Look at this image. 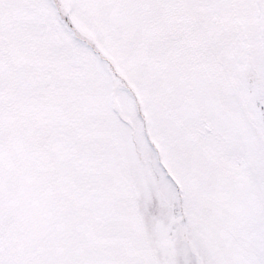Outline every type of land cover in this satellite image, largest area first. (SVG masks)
I'll use <instances>...</instances> for the list:
<instances>
[{
	"label": "snow or ice",
	"instance_id": "obj_1",
	"mask_svg": "<svg viewBox=\"0 0 264 264\" xmlns=\"http://www.w3.org/2000/svg\"><path fill=\"white\" fill-rule=\"evenodd\" d=\"M0 264H264V0H0Z\"/></svg>",
	"mask_w": 264,
	"mask_h": 264
}]
</instances>
